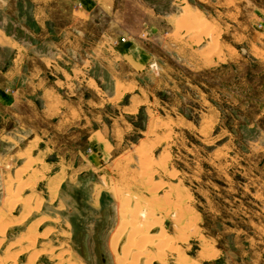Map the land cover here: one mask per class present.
I'll use <instances>...</instances> for the list:
<instances>
[{
	"label": "rangeland",
	"instance_id": "obj_1",
	"mask_svg": "<svg viewBox=\"0 0 264 264\" xmlns=\"http://www.w3.org/2000/svg\"><path fill=\"white\" fill-rule=\"evenodd\" d=\"M36 7L0 0V264H264V0Z\"/></svg>",
	"mask_w": 264,
	"mask_h": 264
},
{
	"label": "crops",
	"instance_id": "obj_2",
	"mask_svg": "<svg viewBox=\"0 0 264 264\" xmlns=\"http://www.w3.org/2000/svg\"><path fill=\"white\" fill-rule=\"evenodd\" d=\"M84 1V0H82ZM33 2L35 4H37V7L35 8V15H34V18L37 22V24H39L40 26H43L44 25V21H45V18H43V11L41 10V3L43 2V0H33ZM84 3V2H83ZM106 7H109V4L106 6ZM83 17H82V20H84V17L85 19H87L89 17V6L88 4H86L85 6V11H84V4L81 5V11L79 12ZM0 44L1 45H5V46H10V47H13V48H17V52H18V57L21 58V62L24 63V59H26V49L24 46H21L20 44L14 42L13 40L11 39H7V38H4L0 35ZM58 47V46H56ZM109 48L111 49V53L113 55L112 59H111V63H124V64H127L129 68L132 69V72H138V71H142L143 69H145L149 62H150V58L149 56H147V54L145 52H143V50H141L140 48H137V47H127L125 49V51L123 52H119L117 53V43L114 42L112 43V45L109 46ZM21 62H19L17 68L15 69H11L10 71L6 72L5 73V76L7 77V83H8V86H9V80L11 79H15L17 78L18 80L20 79V75H22V65L20 64ZM117 74V72H115ZM129 74H131V72H129ZM117 77H114V79H116ZM33 84V88H32V91H38L40 92L41 91V85L38 84L37 82H32ZM119 84L122 85V89H119L121 91H128L130 90V87H132L131 83L130 82H125V81H119ZM30 85V84H29ZM133 88V87H132ZM6 89L5 88H1L0 89V97L2 99H4V96H5V91ZM27 88L24 87L21 89V91H26ZM31 91V89H29ZM115 92H116V86H115ZM18 102H21V98L18 97ZM84 101V100H83ZM82 101V102H83ZM87 100H85L84 102H86ZM131 105H128L127 107H130ZM132 112V111H130ZM68 118V116L66 117ZM72 118V116L70 117Z\"/></svg>",
	"mask_w": 264,
	"mask_h": 264
},
{
	"label": "bare ground",
	"instance_id": "obj_3",
	"mask_svg": "<svg viewBox=\"0 0 264 264\" xmlns=\"http://www.w3.org/2000/svg\"><path fill=\"white\" fill-rule=\"evenodd\" d=\"M184 16H185V15H184ZM186 16H187V15H186ZM187 19H188V18H187ZM187 19H186V20H187ZM39 174H40V173H39ZM5 185H6V184H5ZM56 188H57V187H56ZM9 190H10V189H9ZM9 193H10V192H9ZM116 196H117V195H116ZM16 198H17V197H16ZM15 202H16V201H15ZM5 203H6V202H5ZM10 204H11V203H10ZM123 206H124V205H123ZM125 206H126V205H125ZM125 206H124V207H125ZM121 207H122V206H121ZM152 212H153V211H152ZM121 213H122V212H121ZM122 214H123V213H122ZM133 216H134V215H133ZM135 217H136V215H135ZM143 217H145V216H143ZM148 217H149V216H148ZM132 218H133V217H132ZM133 219H134V218H133ZM134 220H135V219H134ZM130 223H131V222H130ZM142 223H143V222H142ZM144 223H145V222H144ZM131 224H132V223H131ZM131 224H129V225L131 226ZM145 224H146V223H145ZM188 224H189V223H188ZM151 225H152V224H151ZM145 226H146V225H145ZM124 227H125V226H124ZM132 228H133V227H132ZM150 228H151V227H150ZM122 231H123V229H122ZM142 231H143V230H142ZM142 231H141V229H140V230H134V232H136L137 235H138L137 237L140 238V239H139L140 241H142V239H141V237L143 236V235H142ZM161 233H162V232H161ZM129 234H130V233H129ZM132 234H133V233H132ZM128 236H129V235H128ZM128 236H127V238H128ZM133 236H136V234H135V235L133 234L132 236L130 235V238H129L130 241H129V242H131V240H132L131 237H133ZM159 236H160V235H159ZM179 236H180V235H179ZM143 237H145V236H143ZM160 237L162 238V236H160ZM133 238H134V237H133ZM136 239L138 240V238H136ZM145 239H146V238H145ZM147 239H148V238H147ZM115 240H116V239H115ZM116 241H117V240H116ZM133 241H134V240H133ZM136 242H137V241H136ZM134 243H135V242H134ZM149 243H150V242H149ZM136 244H137V243H136ZM136 244H133V243H132V245L130 244L132 247H134V248H131V249H134L135 251L139 250V254H140V253H141L140 250H141L142 247H140V244H139V245H136ZM130 245H129V247H130ZM115 247H116L115 243H112V248H113L114 252H115V250H116ZM123 250H124V249H123ZM127 250H129V249H127ZM129 251H130V250H129ZM129 251H128V252H129ZM112 252H113V251H112ZM126 252H127V251H126ZM128 252H127V254H128ZM137 252H138V251H137ZM137 252H136V253H137ZM146 252H147V251H146ZM160 252H161V250H160ZM160 252H159V253H160ZM131 253H132V252H131ZM133 253H134V251H133ZM133 253H132V255H133ZM143 255H144V254H142V256H143ZM145 255H146V254H145ZM140 256H141V255H140ZM142 256H141V257H142ZM146 256H148V255H146ZM124 258H125V256H124ZM122 259H123V258H121V259H117V258H116V260H117V264H122V263L124 264V262L122 261ZM150 259H151V258H150ZM125 260H126V259H125ZM125 260H124V261H125ZM147 260H148V259H147ZM152 260H153V259H152ZM135 261H136V260H135ZM135 261H133V262H135ZM180 261H181V260H180ZM115 262H116V261H115ZM129 262H130V261H129ZM133 262H130V264L133 263ZM146 262H147V261H145V263H146ZM127 263H128V262H127ZM147 263H149V262H147ZM150 263H151V262H150ZM150 263H149V264H150ZM115 264H116V263H115Z\"/></svg>",
	"mask_w": 264,
	"mask_h": 264
}]
</instances>
